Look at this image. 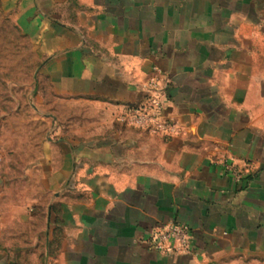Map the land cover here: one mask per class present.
I'll list each match as a JSON object with an SVG mask.
<instances>
[{
	"label": "crops",
	"instance_id": "obj_1",
	"mask_svg": "<svg viewBox=\"0 0 264 264\" xmlns=\"http://www.w3.org/2000/svg\"><path fill=\"white\" fill-rule=\"evenodd\" d=\"M5 6L56 95L120 109L160 96L163 119L176 127L48 138L42 178L63 231L57 264L264 261V0ZM5 190L0 172V235L17 215L16 205L4 208ZM170 223L190 227V253L151 247L152 233Z\"/></svg>",
	"mask_w": 264,
	"mask_h": 264
},
{
	"label": "rangeland",
	"instance_id": "obj_2",
	"mask_svg": "<svg viewBox=\"0 0 264 264\" xmlns=\"http://www.w3.org/2000/svg\"><path fill=\"white\" fill-rule=\"evenodd\" d=\"M132 108L56 95L41 73L34 44L0 0V172L6 180L4 208L17 209L0 235L3 264H57L63 231L56 228L49 210L54 196L42 178L48 138H110L123 127H136ZM225 264L264 261L233 257Z\"/></svg>",
	"mask_w": 264,
	"mask_h": 264
},
{
	"label": "built area",
	"instance_id": "obj_3",
	"mask_svg": "<svg viewBox=\"0 0 264 264\" xmlns=\"http://www.w3.org/2000/svg\"><path fill=\"white\" fill-rule=\"evenodd\" d=\"M136 127L147 128L154 134L173 135L176 133L175 124L163 119V105L160 100L149 102L132 108ZM236 180L240 174L228 167ZM192 234L187 225L170 223L156 229L150 239V244L157 252L166 256H180L190 253Z\"/></svg>",
	"mask_w": 264,
	"mask_h": 264
}]
</instances>
